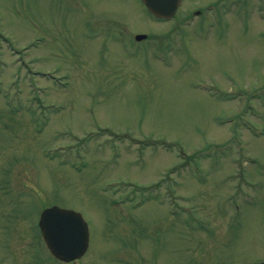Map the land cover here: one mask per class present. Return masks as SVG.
Instances as JSON below:
<instances>
[{
  "label": "rangeland",
  "instance_id": "obj_1",
  "mask_svg": "<svg viewBox=\"0 0 264 264\" xmlns=\"http://www.w3.org/2000/svg\"><path fill=\"white\" fill-rule=\"evenodd\" d=\"M263 7L0 0V264H264ZM52 204L88 223L76 261Z\"/></svg>",
  "mask_w": 264,
  "mask_h": 264
},
{
  "label": "water",
  "instance_id": "obj_2",
  "mask_svg": "<svg viewBox=\"0 0 264 264\" xmlns=\"http://www.w3.org/2000/svg\"><path fill=\"white\" fill-rule=\"evenodd\" d=\"M156 16L170 18L181 0H142ZM137 35L136 38H143ZM39 226L50 251L60 259L71 260L83 254L88 245L87 224L79 212L52 206L40 215Z\"/></svg>",
  "mask_w": 264,
  "mask_h": 264
},
{
  "label": "flooded vegetation",
  "instance_id": "obj_3",
  "mask_svg": "<svg viewBox=\"0 0 264 264\" xmlns=\"http://www.w3.org/2000/svg\"><path fill=\"white\" fill-rule=\"evenodd\" d=\"M259 2L264 3V0H259Z\"/></svg>",
  "mask_w": 264,
  "mask_h": 264
}]
</instances>
